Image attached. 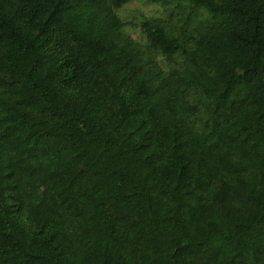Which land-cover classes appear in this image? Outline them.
<instances>
[{"label":"trees","instance_id":"trees-1","mask_svg":"<svg viewBox=\"0 0 264 264\" xmlns=\"http://www.w3.org/2000/svg\"><path fill=\"white\" fill-rule=\"evenodd\" d=\"M0 0V264H264V0Z\"/></svg>","mask_w":264,"mask_h":264},{"label":"rangeland","instance_id":"rangeland-1","mask_svg":"<svg viewBox=\"0 0 264 264\" xmlns=\"http://www.w3.org/2000/svg\"><path fill=\"white\" fill-rule=\"evenodd\" d=\"M180 0H131L119 10L120 16L127 23L126 31L134 38L146 41L142 33L141 15L148 18L169 20L176 17Z\"/></svg>","mask_w":264,"mask_h":264},{"label":"clouds","instance_id":"clouds-1","mask_svg":"<svg viewBox=\"0 0 264 264\" xmlns=\"http://www.w3.org/2000/svg\"><path fill=\"white\" fill-rule=\"evenodd\" d=\"M129 3V2H128Z\"/></svg>","mask_w":264,"mask_h":264}]
</instances>
